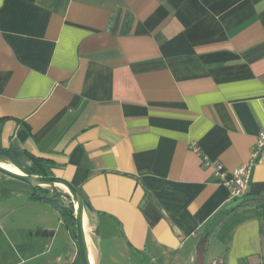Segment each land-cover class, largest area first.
Instances as JSON below:
<instances>
[{
	"label": "crops",
	"instance_id": "1",
	"mask_svg": "<svg viewBox=\"0 0 264 264\" xmlns=\"http://www.w3.org/2000/svg\"><path fill=\"white\" fill-rule=\"evenodd\" d=\"M262 128L264 0H0V152L78 189L92 264H262L261 223L236 207L264 197L261 155L231 199L191 150L229 177ZM30 192L0 175V264H76Z\"/></svg>",
	"mask_w": 264,
	"mask_h": 264
},
{
	"label": "water",
	"instance_id": "2",
	"mask_svg": "<svg viewBox=\"0 0 264 264\" xmlns=\"http://www.w3.org/2000/svg\"><path fill=\"white\" fill-rule=\"evenodd\" d=\"M16 138L20 143H23L27 139V133L24 130H19ZM4 164L12 165L14 167L18 166L20 168H29L31 166V160L23 150L9 148L0 152V175L26 184L30 187L31 194L39 199L45 198L52 205H55L58 208H62L65 203L61 197L57 196L58 192L62 190L63 192L68 194L74 207L75 242L77 245L81 264H92V259L87 242V232L85 228V218L88 214H92V209L86 202L84 197L81 195V193L78 191V189L63 178L55 176H31L23 173L20 170L19 172H13L3 167ZM18 167L16 168L18 169ZM38 189L47 190L49 193L47 196L40 195L39 193H37ZM245 200H241L236 205V207L240 206V204ZM230 210H233V208H231ZM211 224L212 222L208 225V227H210ZM91 233L96 235L97 231H91Z\"/></svg>",
	"mask_w": 264,
	"mask_h": 264
},
{
	"label": "trees",
	"instance_id": "3",
	"mask_svg": "<svg viewBox=\"0 0 264 264\" xmlns=\"http://www.w3.org/2000/svg\"><path fill=\"white\" fill-rule=\"evenodd\" d=\"M23 128H24V126H23ZM25 130H26V128H25ZM11 148L16 149L15 147H11ZM26 154L28 155V157L31 160V166L29 168L28 167L20 168V167L16 166V167H18V169L20 171H22L23 173H25L27 175H31V176H41V177L52 176V172H51L52 162L51 161L36 158V157H34L28 153H26ZM37 193H39L40 195L47 196L49 192L47 190L38 189ZM57 196L61 197L65 202L64 206L62 208H58L57 206L52 205L45 198L39 199L36 196H34L33 194H31V192H30V198L32 200H38V201L46 202V203L50 204L51 206H53L54 208L57 209L63 226L69 231L72 239L75 242V217H74L73 203L71 201V198L68 196V194H66L62 190L58 192ZM243 197H245V195ZM243 197H241V198H243ZM240 206L253 207L255 210V216L260 221V223H262L264 221V197H249V198H247V200L243 201L240 204ZM229 213L230 212L218 213L217 215H215L213 217V219H211V221H210V223L212 222L211 226L210 227L207 226V228H205V231L202 234L203 236H201V241L205 245H207L210 235L223 222V220L226 218V216ZM77 262H79V264H81L79 254L77 255V258H76V263ZM222 262H223V259H221L220 264Z\"/></svg>",
	"mask_w": 264,
	"mask_h": 264
},
{
	"label": "built area",
	"instance_id": "4",
	"mask_svg": "<svg viewBox=\"0 0 264 264\" xmlns=\"http://www.w3.org/2000/svg\"><path fill=\"white\" fill-rule=\"evenodd\" d=\"M191 150L201 158V163L204 167L213 170L214 176L218 182L228 189L229 197L231 199H238L246 194L255 159L261 155L260 161L264 162V128L261 129L256 138L255 147L250 155L249 161L231 171L229 177L228 172L223 168L221 163L203 155L195 145L191 146Z\"/></svg>",
	"mask_w": 264,
	"mask_h": 264
},
{
	"label": "rangeland",
	"instance_id": "5",
	"mask_svg": "<svg viewBox=\"0 0 264 264\" xmlns=\"http://www.w3.org/2000/svg\"><path fill=\"white\" fill-rule=\"evenodd\" d=\"M261 233H262V237H263V254L261 257V261H262V264H264V221L261 223ZM75 245H76V242H75ZM76 249H77V245H76ZM77 251H78V249H77ZM37 264H42V263L39 262ZM76 264H79V262H77ZM212 264H217V261H214Z\"/></svg>",
	"mask_w": 264,
	"mask_h": 264
},
{
	"label": "bare ground",
	"instance_id": "6",
	"mask_svg": "<svg viewBox=\"0 0 264 264\" xmlns=\"http://www.w3.org/2000/svg\"><path fill=\"white\" fill-rule=\"evenodd\" d=\"M3 167H5L6 169L13 171V172H19V169H17L16 167H14L12 165L4 164Z\"/></svg>",
	"mask_w": 264,
	"mask_h": 264
}]
</instances>
